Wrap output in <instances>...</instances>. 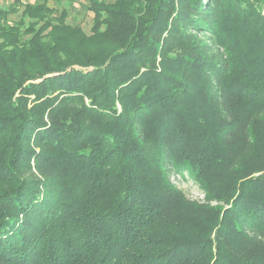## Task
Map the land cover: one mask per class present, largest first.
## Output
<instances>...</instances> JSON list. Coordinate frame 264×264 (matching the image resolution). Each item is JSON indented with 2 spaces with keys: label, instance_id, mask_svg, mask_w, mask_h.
Wrapping results in <instances>:
<instances>
[{
  "label": "trees",
  "instance_id": "16d2710c",
  "mask_svg": "<svg viewBox=\"0 0 264 264\" xmlns=\"http://www.w3.org/2000/svg\"><path fill=\"white\" fill-rule=\"evenodd\" d=\"M81 1L72 57L0 8V264H264V0Z\"/></svg>",
  "mask_w": 264,
  "mask_h": 264
},
{
  "label": "rangeland",
  "instance_id": "374dc122",
  "mask_svg": "<svg viewBox=\"0 0 264 264\" xmlns=\"http://www.w3.org/2000/svg\"><path fill=\"white\" fill-rule=\"evenodd\" d=\"M43 0H0V8L10 9L11 4L16 10L7 15L9 25L18 26L20 29L34 27L37 31H44L41 39L50 42L61 43L66 48L65 55L72 57L75 51L85 49L88 52H99L104 43L92 38L91 27L93 25L92 14L84 9L81 0H46L48 7L49 23L31 17L26 13V5L38 4ZM63 8L64 11H63ZM103 29V27H101ZM58 37L56 41L55 38ZM53 40V41H52ZM172 183L183 193L186 200L197 204H219L212 200L207 202L205 192L200 188L196 180L186 173L173 175Z\"/></svg>",
  "mask_w": 264,
  "mask_h": 264
}]
</instances>
